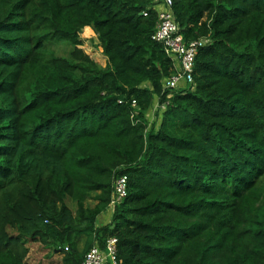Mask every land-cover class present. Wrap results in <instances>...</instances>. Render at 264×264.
I'll return each instance as SVG.
<instances>
[{
	"label": "trees",
	"instance_id": "obj_1",
	"mask_svg": "<svg viewBox=\"0 0 264 264\" xmlns=\"http://www.w3.org/2000/svg\"><path fill=\"white\" fill-rule=\"evenodd\" d=\"M159 5L0 0V264H30L29 242L84 264L112 236L119 264H264V0H174L185 40L209 42L172 91Z\"/></svg>",
	"mask_w": 264,
	"mask_h": 264
},
{
	"label": "built area",
	"instance_id": "obj_2",
	"mask_svg": "<svg viewBox=\"0 0 264 264\" xmlns=\"http://www.w3.org/2000/svg\"><path fill=\"white\" fill-rule=\"evenodd\" d=\"M162 8L158 9L159 21L153 38L161 42L167 55L172 59L176 71L168 77L164 83L165 90L184 89L193 84V72L195 57L201 46L209 42L208 38L187 42L180 33L179 24L176 21L173 10L174 0H156ZM171 95V93H170ZM169 95V96H170ZM137 102L134 100L133 105ZM128 194V176L118 175L115 178L114 190L110 202V208L114 209ZM118 239L112 236L107 239L105 248L95 243L87 251L84 264H119L117 260Z\"/></svg>",
	"mask_w": 264,
	"mask_h": 264
},
{
	"label": "rangeland",
	"instance_id": "obj_3",
	"mask_svg": "<svg viewBox=\"0 0 264 264\" xmlns=\"http://www.w3.org/2000/svg\"><path fill=\"white\" fill-rule=\"evenodd\" d=\"M94 31V30H93ZM85 32V31H84ZM82 34V38L84 39V49L91 54L99 63L105 65L106 58L103 55L102 49L98 44L96 39V34L93 32L91 36L86 34ZM55 52L61 56H68L71 51V45L68 41H62L60 43H56L52 46ZM158 101H155L152 109L148 113V121L150 125L153 123L160 124V110H159ZM69 204L75 208V205L69 201ZM92 205L93 202H90ZM99 223L104 222L103 214L98 219ZM84 242H81L83 245ZM28 246L30 247V253L28 256V262L30 264H59L62 261L63 255L61 254H52L48 247L43 246L40 243H32L29 242Z\"/></svg>",
	"mask_w": 264,
	"mask_h": 264
},
{
	"label": "crops",
	"instance_id": "obj_4",
	"mask_svg": "<svg viewBox=\"0 0 264 264\" xmlns=\"http://www.w3.org/2000/svg\"><path fill=\"white\" fill-rule=\"evenodd\" d=\"M158 8L161 9L162 6L159 5ZM87 28H90V29L92 30V34H93V32H94L93 29H92L90 26H87ZM88 36H91V35H88ZM112 216H113V209L109 207V209L106 210V211L103 213V217H104V222H103V224L108 223V222L111 220ZM97 224L99 225V224H102V223H99V222L97 221ZM60 263H61V262H60ZM60 263H59V264H60Z\"/></svg>",
	"mask_w": 264,
	"mask_h": 264
}]
</instances>
